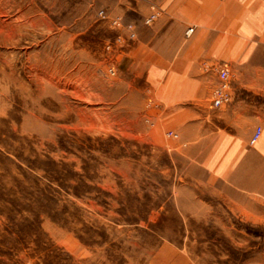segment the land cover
<instances>
[{"label": "rangeland", "instance_id": "374dc122", "mask_svg": "<svg viewBox=\"0 0 264 264\" xmlns=\"http://www.w3.org/2000/svg\"><path fill=\"white\" fill-rule=\"evenodd\" d=\"M137 1L0 0V264H264V198L212 176L211 144L188 142L202 114L160 113L145 65L125 56L165 12ZM213 1L219 27L234 13L246 65H225L232 101L216 109L224 65L204 64L195 104L211 120L237 88L264 113L248 82L264 72V0Z\"/></svg>", "mask_w": 264, "mask_h": 264}, {"label": "crops", "instance_id": "0c3cea01", "mask_svg": "<svg viewBox=\"0 0 264 264\" xmlns=\"http://www.w3.org/2000/svg\"><path fill=\"white\" fill-rule=\"evenodd\" d=\"M139 1L142 0L137 5ZM148 3L162 5L165 12L152 27L138 30V37L125 56L139 59L145 65L146 79L160 113L172 112L176 118L183 115L187 123L194 114H202L200 121L194 123V134L188 137V142L192 140L191 146L204 148L211 144L212 151L202 156L201 161L213 169L212 176L220 179L232 194L264 198V113L239 104L237 99L242 91L237 88L231 108L212 115L211 120L205 114L207 109L195 104L209 90L212 73L203 68L204 64L215 68L227 65L232 70L246 65V58L240 57L235 44L234 13L230 26L224 28L217 24L219 7L213 0H148ZM189 27L192 32L185 36ZM248 82H258L264 93V72L255 77L249 75ZM260 123L263 131L251 143L255 126Z\"/></svg>", "mask_w": 264, "mask_h": 264}, {"label": "built area", "instance_id": "2783aa9c", "mask_svg": "<svg viewBox=\"0 0 264 264\" xmlns=\"http://www.w3.org/2000/svg\"><path fill=\"white\" fill-rule=\"evenodd\" d=\"M156 17L155 13H152L149 17L146 18L145 22L150 23L154 20ZM131 28V27H128ZM192 32V27H189L186 30V34H189ZM129 37H134V32L130 30ZM218 77H219V85L214 89L212 93V100L211 105L213 108L221 109L222 107H225L229 105L232 101V93L230 90V72L227 66H222L219 69H217ZM261 134V128L256 127L252 133L250 142H255Z\"/></svg>", "mask_w": 264, "mask_h": 264}]
</instances>
